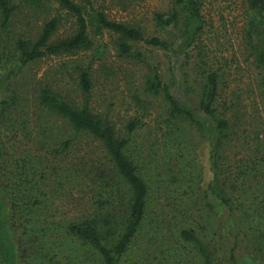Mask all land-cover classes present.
Returning <instances> with one entry per match:
<instances>
[{
    "label": "rangeland",
    "instance_id": "obj_1",
    "mask_svg": "<svg viewBox=\"0 0 264 264\" xmlns=\"http://www.w3.org/2000/svg\"><path fill=\"white\" fill-rule=\"evenodd\" d=\"M77 1L83 3V0ZM91 2L93 7L102 9L108 19L134 24L145 36L174 39L170 32L159 30L153 20L156 12L169 10L170 0ZM56 7V3L51 0L47 8L37 11L22 9L9 23L8 34L11 37L21 32L33 34L44 18L55 13ZM200 14L202 27L198 35L184 49V54L176 51L174 57L169 52L151 49L139 42L133 44V48L138 50L141 57L125 58L117 55L113 36L104 33L92 37L93 47H99L100 58L93 65L96 72L88 103L94 111L105 115L120 134L126 131L128 121H137L138 126L127 132V146L135 164L145 173L148 186L145 219L136 242L120 264H175V259H170L169 255L168 259L163 260L160 248L174 247L176 239L172 234L180 227L191 224L200 232L214 231L216 242L220 239L225 241L229 264H264L263 197L253 205L248 202L246 208L254 216L252 224L240 221V214L233 206L230 212H222V208L216 205L217 200L205 194L207 184L213 178L211 139H206L200 128L197 129L194 125L198 124L196 119L192 125L189 119L185 121L168 115L169 106L164 96L145 89L146 77L153 67H157L174 96L195 105L199 94V78L207 71H216L219 75V98L215 102L217 111L224 118H230V103L238 100L239 118L243 120L241 135L245 131L253 137L254 131L261 128L258 132L264 138V69L256 62L255 53L247 39L250 17L246 0H201ZM71 22V18L63 17L56 35L68 34L72 28ZM3 52L0 54L4 55L7 51ZM90 52L72 57H46L25 66H20L13 57H9L7 62L2 60L0 81L7 86L10 80H14L19 98L18 103L8 108L4 115L8 120H21L24 127H17L13 131L0 127L3 155L0 170V256L6 259L0 264L22 262L23 256L33 259L29 264L41 262L38 252L32 255L38 241L30 234H23L19 229L11 231L9 227L13 197L29 199L34 207L32 215L36 218L50 217L61 225L91 207V194L85 184L80 188L67 182L61 187L57 186L60 182L56 177L57 167L62 166V159L71 156L73 148L67 151L68 154H59L56 150L69 136L70 127L58 116H50V137H46L44 146L40 144L44 140L34 124L43 112L34 110L35 94L31 91L38 81H55L52 85L56 89L68 91L74 98L77 94L73 79L75 75L64 63L86 59ZM177 60H181V64ZM80 98L75 100L79 102ZM252 139L251 147L256 141ZM240 147L241 152V142ZM93 150L97 152V149ZM234 151L231 155L227 153L224 158L229 161L232 158L239 159L240 153ZM258 170L259 174L264 175L263 168ZM206 210L208 215L203 219L201 213ZM231 222L238 224L235 233L243 238L223 233L231 226ZM183 251V247L179 248L174 257L179 256L176 264H180ZM218 251V254L221 253ZM74 252L73 264H96L87 250L77 248ZM219 258L223 264H228L221 254Z\"/></svg>",
    "mask_w": 264,
    "mask_h": 264
},
{
    "label": "trees",
    "instance_id": "obj_2",
    "mask_svg": "<svg viewBox=\"0 0 264 264\" xmlns=\"http://www.w3.org/2000/svg\"><path fill=\"white\" fill-rule=\"evenodd\" d=\"M50 1L0 0V33H4L0 34L3 35L0 37V53L7 51L4 55L0 54V66L2 60L7 62L9 57L16 58L20 66H25L46 57H72L91 51L86 59L64 63L75 75L73 79L76 91H72L77 94L74 98L68 91L56 89L52 85L55 81H38L31 91L35 94L34 110L43 112L34 124L44 140L39 142L40 144L44 146L46 137H50V116H58L70 127L69 136L56 150L59 154H68L67 151L73 148L71 156L62 159V166L57 167L56 177L58 182L60 181L57 186L61 187L67 182L69 185L74 184L75 188H80L85 184L91 194L92 203L88 211L71 217L61 225L50 217L36 218L32 215L34 207L29 199L23 196L13 197L9 227L11 231L19 229L23 234H30V237L38 241L32 253L33 255L38 252L41 256V262L38 264H73L74 251L77 248L90 252L96 264H120L136 242L145 219L148 186L144 178L145 173L135 164L127 146L128 134L138 126L137 121H128L125 125L126 131L120 134L105 115L94 111L88 103L96 72L93 65L100 58L99 47H93L92 37L104 33L113 36L117 55L125 58L141 57L138 50L133 48V44L139 42L151 49L169 52L172 57L176 51L182 55L201 30V0H170L167 12L154 14L156 27L161 31L170 32L173 40L154 35L145 36L134 24L108 19L102 9L93 7L91 0H83V3L77 0H52L57 5L55 13L44 18L33 34L21 32L13 37L8 34L9 23L22 9L37 11L47 8ZM246 2L250 17L247 22V39L255 53L256 62L264 69V0ZM63 17L72 19V28L68 34L56 35ZM102 67L107 69L104 65ZM218 82L219 75L216 71H207L201 75L195 105L176 98L170 86L163 81L157 67L151 69L144 85L148 91L159 92L164 96L169 106L168 111L166 110L168 115L185 121L189 119L192 125L194 119L198 121V124L194 125L197 129L200 128L206 139H211L210 160L213 178L208 182L205 194L217 200L216 205L222 208V212H230L233 206L240 214V221L252 224L254 216L249 208H246L248 202L253 205L263 197L261 203L264 204V175L259 174L258 170L264 169V138L258 132L261 128L254 131L253 137L245 131H242L244 133L241 135L243 120L239 118L238 100L230 103V118H224V115L217 111L215 102L219 98ZM17 95L14 80H10L7 86L0 81V127L9 131L24 127L21 120H8L4 115L8 108L18 103ZM77 97H81L79 102L75 100ZM252 138L256 141L251 147ZM240 142L243 147L241 152ZM92 144L97 152L91 148ZM232 151L240 153V158L226 160L224 157L227 153L231 155ZM2 157L0 147V170ZM255 157H258V160H255ZM237 192L238 194H235ZM244 205V209L240 208ZM207 212L208 210L202 211L203 219L207 217ZM237 228L238 224L231 222V226L223 233L243 238L239 233H235ZM244 231L247 236L248 233ZM214 234V231L200 232L194 224L180 227L172 234L176 239L175 246L171 249L165 246L160 248L162 258L166 260L169 255L170 259H175L173 262L176 264L179 256L174 257L179 248L183 247L180 264H223L219 258L220 254L229 264L225 241L220 239L216 242L217 236ZM218 250L221 253L218 254ZM21 259L22 262L9 263L29 264L33 260L24 256ZM4 261L6 262L5 257L0 256V262Z\"/></svg>",
    "mask_w": 264,
    "mask_h": 264
}]
</instances>
